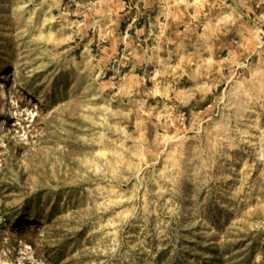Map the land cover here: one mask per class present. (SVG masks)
<instances>
[{"label":"rangeland","instance_id":"obj_1","mask_svg":"<svg viewBox=\"0 0 264 264\" xmlns=\"http://www.w3.org/2000/svg\"><path fill=\"white\" fill-rule=\"evenodd\" d=\"M0 264H264V0H0Z\"/></svg>","mask_w":264,"mask_h":264}]
</instances>
